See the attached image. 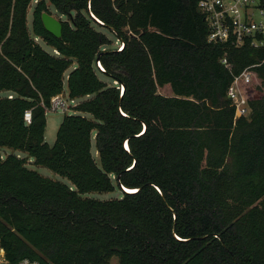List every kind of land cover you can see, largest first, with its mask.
<instances>
[{
	"label": "trees",
	"instance_id": "obj_1",
	"mask_svg": "<svg viewBox=\"0 0 264 264\" xmlns=\"http://www.w3.org/2000/svg\"><path fill=\"white\" fill-rule=\"evenodd\" d=\"M32 1L0 0V150L26 154H0L2 264H264V46L207 43L198 0H36L28 26ZM253 65L250 114L234 120L227 88ZM64 82L79 104L50 146Z\"/></svg>",
	"mask_w": 264,
	"mask_h": 264
},
{
	"label": "built area",
	"instance_id": "obj_2",
	"mask_svg": "<svg viewBox=\"0 0 264 264\" xmlns=\"http://www.w3.org/2000/svg\"><path fill=\"white\" fill-rule=\"evenodd\" d=\"M32 2L36 3V0ZM197 9L207 25V43L229 44L235 48H240L246 43L252 48L264 46V0H198ZM116 45V50L121 51L123 44L116 41ZM221 64L226 70L231 71V64L226 57L221 59ZM255 66L247 67L240 74L233 75L227 88L226 98L234 108V120L247 118L250 114L249 101L252 100L255 87L259 83L253 69ZM95 67L98 72H104L99 60L95 61ZM113 83L121 94L123 87L117 85V82ZM7 97L12 98L10 94ZM78 104V99L69 98L63 91L50 99L45 108V116L48 113L66 115L68 112H74ZM30 118V111H26L24 120L29 123ZM124 147L126 148L125 144ZM3 256V250H0V264L4 262ZM18 264L39 263L23 259Z\"/></svg>",
	"mask_w": 264,
	"mask_h": 264
},
{
	"label": "rangeland",
	"instance_id": "obj_3",
	"mask_svg": "<svg viewBox=\"0 0 264 264\" xmlns=\"http://www.w3.org/2000/svg\"><path fill=\"white\" fill-rule=\"evenodd\" d=\"M33 4H34V2H32L31 8H29L28 13H27V24H28V26H30V23H31V9H32ZM48 8H49L51 16H53L57 20L60 21V20H65L66 19L65 17L59 16L54 11V9L52 7L49 6ZM102 33H104L112 41L113 48L117 47L116 41H115V37L109 31L102 30ZM41 46L47 52H50V49L48 47H46L44 44L41 43ZM74 66H75V64L71 68H69V70H67L66 74H68L74 68ZM97 75H98V77L101 80H103L105 82H108L110 84L109 79L104 78L100 74H97ZM64 91L66 92V84H65V82H64ZM158 91L163 96H171V91H170V88L168 86H165V87L159 89ZM4 95H5L4 92L0 93V97H3ZM72 114H76V113L68 112L66 115H72ZM63 116L64 115L60 114V113H48V114H46V117H45L46 118V128H45L44 140L50 146L55 141L56 131H57V128H58L60 122L62 121ZM87 117L90 118L89 116H87ZM94 150H95V148H94V144H93L92 145V152L94 154V157L96 158V154L94 153ZM11 153L17 154L19 157H26V154H24L22 152L12 151V150L6 149V148L0 150V154L2 156H5V155L11 154ZM29 162L30 163L27 164V167L29 169L35 170L41 176L49 178V179H52L54 181H58V182L64 183V184H66L68 186H71L66 178L61 177V176L51 172L50 170H48L46 168L33 165L32 164V162H33L32 159H30ZM120 191L123 192L122 189H120ZM120 195L121 194H120L119 190L115 188V190L113 192H106V193H104V192H90V193L84 194L82 197L83 198H88V199H96V200H101V201H107V200H111V199H116V198L120 197ZM110 264H117L116 258H113L111 260Z\"/></svg>",
	"mask_w": 264,
	"mask_h": 264
},
{
	"label": "water",
	"instance_id": "obj_4",
	"mask_svg": "<svg viewBox=\"0 0 264 264\" xmlns=\"http://www.w3.org/2000/svg\"><path fill=\"white\" fill-rule=\"evenodd\" d=\"M41 22L46 32L56 38L61 36L62 26L59 20L44 12L41 14ZM96 61H98V59ZM119 187L126 193H132L131 191L124 189L121 185H119Z\"/></svg>",
	"mask_w": 264,
	"mask_h": 264
},
{
	"label": "bare ground",
	"instance_id": "obj_5",
	"mask_svg": "<svg viewBox=\"0 0 264 264\" xmlns=\"http://www.w3.org/2000/svg\"><path fill=\"white\" fill-rule=\"evenodd\" d=\"M126 190H128V189H126ZM129 191L134 192L133 190H129Z\"/></svg>",
	"mask_w": 264,
	"mask_h": 264
}]
</instances>
